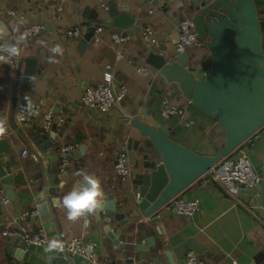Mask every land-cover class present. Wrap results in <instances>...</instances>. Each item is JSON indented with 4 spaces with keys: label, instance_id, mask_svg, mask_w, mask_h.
Listing matches in <instances>:
<instances>
[{
    "label": "crops",
    "instance_id": "0c3cea01",
    "mask_svg": "<svg viewBox=\"0 0 264 264\" xmlns=\"http://www.w3.org/2000/svg\"><path fill=\"white\" fill-rule=\"evenodd\" d=\"M111 2L121 11L128 10L136 20L126 30L131 37L122 45L113 41V32L124 29L107 22V5ZM59 3L60 0H0V26L7 30L0 41L15 38L17 47L22 46L17 64H0V116H6L8 124L7 134L0 138L10 142V157L16 164L14 197L0 184V264H52L59 247L48 251L49 246H60L74 238L94 242L99 258L110 264H117L119 257L122 264H130L132 258L135 262L150 259L158 264H188V252H193L201 264H264V126L249 144L250 159L262 178L259 188L241 194L243 200L252 198L262 221L235 202L208 174L178 196L200 201V210L193 216H178L162 209L157 214L161 221L153 224L135 203L133 178L142 171L143 154L131 141L141 138L129 122L132 118L157 126L201 154H215L225 144V132L217 120L193 107L177 85L167 84L146 62L147 40L142 38V30L154 29L157 41L148 42L157 54H162L161 48L165 47L167 56L172 57L174 33L186 15H195V11L186 0H172L161 9L152 0H68L61 11ZM258 9L264 21V0H260ZM35 25L43 29L40 35L31 37L27 29ZM98 26L104 27L99 33ZM75 29L80 31L79 36L67 34ZM56 44L64 52L55 56L53 62L49 49ZM201 52L196 46L189 48L193 56ZM139 65L150 69L153 75H142L137 70ZM108 80L116 89L127 90L110 112L91 109L80 102L85 86ZM165 101L182 109L183 117L163 116ZM22 104L31 106L27 124L19 117ZM49 108L61 121L47 132L42 124ZM24 148L38 151L42 161L22 158ZM120 153L131 159L132 176L128 180L115 171ZM58 155L62 157L57 160L58 170L51 187L49 158ZM81 171L98 177L105 196L118 198L123 212L131 216L122 230L124 234L128 228L133 231L135 238L129 239L128 245L148 246V238L154 237L155 246L149 252L118 250L107 231L109 226L117 230V224H108L100 217V210L75 222L66 218L59 201L81 182L82 177L77 175ZM52 188L54 194L49 193ZM40 193L45 195L42 202L37 200ZM5 198L10 202L5 204ZM21 228L30 235L42 229L48 243L29 245L22 237L11 235ZM143 231L146 237L141 235ZM69 264L89 263L76 256Z\"/></svg>",
    "mask_w": 264,
    "mask_h": 264
},
{
    "label": "water",
    "instance_id": "95a60500",
    "mask_svg": "<svg viewBox=\"0 0 264 264\" xmlns=\"http://www.w3.org/2000/svg\"><path fill=\"white\" fill-rule=\"evenodd\" d=\"M186 2L195 11L198 37L204 40L207 51L204 60L197 64L189 51L168 57L165 47L161 48L162 54H157L151 43L145 41L146 62L167 84L177 85L193 107L217 120L225 132V144L215 154H201L163 133L157 126L148 125L143 119L129 120L141 136L139 140L131 141L134 148L143 154L142 171L133 178L135 203L153 224L161 221L157 214L170 200L182 194L264 126V34L256 0ZM107 6L108 23L124 30L135 25L136 20L128 10H119L114 2ZM174 37L176 45L179 31L174 33ZM16 42L15 38H8L5 42L0 41V48L16 45ZM17 48L16 57L21 55L22 46ZM11 152L10 142L0 138V184L13 198L16 164L10 157ZM61 157L49 158L52 162L49 167L51 187L58 170L57 160ZM49 191L54 194L55 190ZM44 197V193H40L37 200L42 202ZM183 198L188 200L187 196ZM122 209L123 204L118 198L105 196L99 209L100 217L108 224L116 222L118 227L111 230L109 226L108 236L120 251L149 252L155 246L154 237L148 238V246L127 244L135 237L131 228L127 229V234L122 231L131 218ZM157 230L160 232V228ZM141 235L146 237V231ZM69 262L60 251L52 257V264ZM134 262L133 258L129 260L130 264ZM117 264H122L120 257Z\"/></svg>",
    "mask_w": 264,
    "mask_h": 264
},
{
    "label": "built area",
    "instance_id": "2783aa9c",
    "mask_svg": "<svg viewBox=\"0 0 264 264\" xmlns=\"http://www.w3.org/2000/svg\"><path fill=\"white\" fill-rule=\"evenodd\" d=\"M68 0H60L58 10H62L64 3ZM172 0H152L154 6L158 9L166 7ZM10 14L15 15L14 11H10ZM103 26H98L96 32L99 33L103 30ZM43 26L35 25L30 26L27 29V33L31 37H36L40 35ZM180 33L179 42L175 45V55L189 51V48L196 46L202 50L201 53L191 55L192 60L197 64L202 62L206 55V49L202 44V40L198 37L196 30L195 15L188 14L180 22L178 26ZM67 34L69 36H79L80 31L78 29L68 30ZM142 38L150 41L156 42L157 38L154 29L147 27L141 32ZM131 37L130 32L126 30H115L113 32V41L122 45ZM7 52L0 50V56H7ZM19 62L18 57H11L7 63L13 66ZM138 72L144 76H152L153 73L150 69L145 68L141 65L137 66ZM158 74V72H157ZM126 88L121 87L116 89L112 80H108L103 84H97L94 86H85L80 102L91 108L97 109L101 112H110L120 100H122L126 95ZM29 104H22L19 109V117L24 124L29 123L31 117V107L27 108ZM162 114L165 117L179 116L183 117L184 112L177 106L172 105L170 102L165 101L162 107ZM125 118H129L127 114H124ZM61 121L60 118L55 116L54 110L49 108L45 114L42 127L45 131L49 132L52 127ZM191 124V122H188ZM254 136L247 139L242 145H240L231 155L224 158L217 165L212 167L206 174H208L211 179L222 186L226 194L234 199L235 202L244 206L253 215H255L260 221L261 218L257 215L255 206L251 203L252 198L248 200H243L241 194L244 191H254L259 188L261 181V175L254 167L250 155H249V144L252 143ZM69 150V148L65 149ZM22 158H32L36 161H41V157L38 151L30 148H24L21 153ZM66 163H64L60 170L64 171ZM115 171L117 174L123 178V180H128L132 176V164L130 157L125 153H120L117 156L115 162ZM248 201V202H247ZM9 198L4 199V203H9ZM201 204L199 200H185L181 197H175L170 200L164 207L166 211L178 215V216H193L200 210ZM11 235L22 237L27 244H46L48 243L47 236L42 229L34 235H30L25 228H21L15 232H11ZM97 245L92 241H87L82 238H74L60 244L59 251L64 253L66 259L71 260L73 257L79 256L86 260L89 264H110L101 260L96 252ZM186 260L188 264H201V261L193 252H188L186 255ZM132 264H158L154 260L138 261ZM231 264H239L238 262H233Z\"/></svg>",
    "mask_w": 264,
    "mask_h": 264
},
{
    "label": "clouds",
    "instance_id": "9594fccd",
    "mask_svg": "<svg viewBox=\"0 0 264 264\" xmlns=\"http://www.w3.org/2000/svg\"><path fill=\"white\" fill-rule=\"evenodd\" d=\"M6 32V28L0 26V39L4 38ZM19 39L22 40L23 37L21 36ZM0 50L8 54L7 56H0V63H7L11 57L18 54V48L15 44L5 45ZM49 51L52 53L53 62H55V56H62L64 49L60 44H56ZM26 107L30 108L31 106L27 105ZM7 131V117L0 116V137L6 135ZM77 175L82 177L81 182L74 186L59 201L60 206L65 211L66 218L72 222L95 214L105 199L104 189L98 177L83 171L78 172ZM53 246L59 247V245H50L47 250L51 251Z\"/></svg>",
    "mask_w": 264,
    "mask_h": 264
},
{
    "label": "trees",
    "instance_id": "16d2710c",
    "mask_svg": "<svg viewBox=\"0 0 264 264\" xmlns=\"http://www.w3.org/2000/svg\"><path fill=\"white\" fill-rule=\"evenodd\" d=\"M259 2H260V0H256L257 5H259ZM261 24H262V29L264 31V21H261ZM0 211H1V209H0Z\"/></svg>",
    "mask_w": 264,
    "mask_h": 264
}]
</instances>
